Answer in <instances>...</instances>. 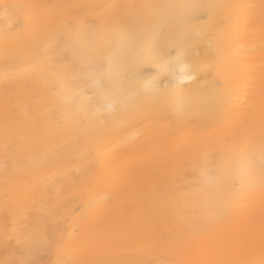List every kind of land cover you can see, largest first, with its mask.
I'll list each match as a JSON object with an SVG mask.
<instances>
[{
    "label": "bare ground",
    "instance_id": "6f19581e",
    "mask_svg": "<svg viewBox=\"0 0 264 264\" xmlns=\"http://www.w3.org/2000/svg\"><path fill=\"white\" fill-rule=\"evenodd\" d=\"M254 3L255 0H145L140 9L133 10L129 20L119 24L121 30L114 29L109 35L104 32L102 38L82 36L81 32L75 31L67 38L69 42L62 45V48L74 47V60L80 64L77 67L85 75L79 74L76 80L73 78L76 67L66 66L60 70L62 74L54 78L55 82H60L56 94H60L62 106L59 111L61 124L54 125L52 130H55L59 141L65 145L61 149L51 146L48 151H42L40 127L26 128L24 135H16V152H9L6 147L0 154L12 166L10 173L4 175L7 182H0L1 210L14 211L11 205L17 201L16 198L26 200L30 196L25 187L34 188L43 181L48 185L50 182L46 180L50 179V173L56 175L65 167L83 163L93 166L88 160L89 149H94L99 154L98 165L95 166L97 174L90 177L88 189L77 193L68 206L65 204L62 207L61 202H54L55 209L47 218L40 220V224H44L41 236H37V233L32 235L33 227L28 230L26 223L22 222H18L10 231H2L0 228V264H64L73 255L70 249L72 246L97 236V230L90 225L87 215L103 205L106 196L112 193L114 182L122 176L117 170H108L104 137L108 139L116 136L119 145L122 141H134L146 136L140 148L136 147L132 151L134 153L160 145L157 126H154V121L159 117H173L182 124L183 120L178 118L182 116L181 113L195 109L198 119L211 124L227 114L230 106L244 104L248 80L242 78L244 72H247V64L242 63L241 52L251 46L248 40L264 41V36L260 35L261 32L258 33L255 23H251L253 15L250 7ZM202 13L207 14L206 20H203ZM3 14L4 11H0V16ZM262 17L264 19V14ZM251 24L254 28L252 37L247 39L238 34L250 33ZM161 30L168 31L167 35H163ZM3 37L0 38V47H8L9 44ZM28 43L26 47H33L32 42ZM205 44L209 45L211 52L214 51L216 60L210 61L208 56L203 59L193 56L192 53ZM171 49L174 50L173 54L170 53ZM12 55L9 50L3 54L4 64L9 62ZM43 55L41 53L39 58ZM30 59L32 58H28ZM35 61L38 58L29 63ZM146 66L154 67V73L147 74L149 71L146 73ZM208 73L212 75L210 79L206 77ZM54 74L55 72L50 71L48 77ZM165 77L173 79L171 86H166ZM218 79L224 83L223 86L219 85ZM102 81L105 87L100 86L99 82ZM47 83L45 80H38L36 85L41 86V90H46ZM68 85H75L73 90L76 95H70ZM29 94L38 96L34 98L37 101L38 98L48 100L55 95L47 93V98H44L39 91ZM163 106L166 108L162 109ZM100 119H108L111 124L106 132L99 130ZM158 126L164 127V121H159ZM69 132L71 136L66 138ZM205 136L203 134L202 138ZM44 137V140L49 141L48 136ZM254 140L255 147L247 139L248 143L242 150L233 152L232 155L230 152L226 153L228 157L221 166L224 174L216 185L211 182L200 183L202 188L190 200L198 199L199 195L204 198L201 200L205 212L202 218L192 220L188 217L189 205L184 203L181 196L174 195L171 201H167L159 195L149 196V189L145 186L138 191L142 202L132 213L131 221H136L137 224L129 226L130 232L126 235L133 240L135 237L138 240L150 239L152 232L174 225L170 218L174 211L179 214L180 225L189 230L191 236L206 230L211 222L235 220L246 214V211L243 212L245 194L253 185L260 187L264 183V164L261 162L264 158V131ZM0 142H6V139L1 136ZM237 145L233 144L230 148ZM48 156L53 158V168L45 161ZM131 168L136 169L134 166ZM0 171H3L2 168ZM235 181L239 183L237 188L233 187ZM16 185L20 186V191ZM76 201H81L85 210L81 215L75 216L72 207ZM1 216L0 214V221ZM152 218H157L160 222L149 228ZM84 222L87 224L86 237L79 240L75 229ZM11 236H15V242L5 249V241ZM204 248L207 249L208 246ZM97 250L104 252L105 243H100ZM45 251H49L50 255L47 261L43 259ZM249 252L251 253H246ZM197 255L196 252L194 258ZM73 256L70 259L72 262L74 259L76 261ZM98 256L100 257L97 254L96 258ZM117 260L125 261L123 257ZM101 262L100 260L99 264ZM136 262L131 263L138 264Z\"/></svg>",
    "mask_w": 264,
    "mask_h": 264
},
{
    "label": "rangeland",
    "instance_id": "374dc122",
    "mask_svg": "<svg viewBox=\"0 0 264 264\" xmlns=\"http://www.w3.org/2000/svg\"><path fill=\"white\" fill-rule=\"evenodd\" d=\"M255 1L250 7L253 15L251 23H255L258 33L261 32L260 35L264 36V0ZM144 2L145 0H0V11H4L0 16V38L4 36L3 39L9 44L8 47L5 45L6 48L0 47V137L6 139V142H0V154L6 147L9 152H16V135H24L26 128L33 127L42 129L39 132L42 151H48L51 146L61 149L65 145L59 141L55 130H52L54 125L61 124L59 111L62 106L61 96L56 94L60 82H55L54 78L60 76V70L66 66L76 67V75H73L76 80L79 74L84 73L77 67L80 64L74 60V47L62 48V45L75 31L81 32L82 36L102 38L104 32L109 35L114 29L121 30L119 24L129 20L133 10L140 9ZM116 11L118 14H114ZM206 15L202 13L203 20L207 19ZM252 25L250 33L238 34L247 39L252 37ZM161 31L163 35L168 33L166 30ZM28 42H32L33 47H26ZM248 42L251 46L241 52L240 58L243 64H247V72H244L242 78L248 80L242 106H230L227 114L211 124L198 119L195 109L181 113L182 116L178 118L183 120L182 124L173 117H159L154 121V126H157L160 145L134 153L132 151L136 147L140 148L146 136L134 141H122L119 145L116 136L103 138L107 144L108 170H117L122 176L114 182L112 193L106 196L103 205L87 215L90 225L97 230V236L72 246L70 249L74 256H71L76 258V261L72 258L76 263L69 256L64 264H97L100 260V264H108V260L109 264H132L134 261L138 264H264V183L260 187L253 185L245 194L243 212L246 211V214L235 220L211 222L206 230L193 236L180 225L176 211L170 217L174 225L152 232L150 239L138 240L135 237L133 240L126 235L130 232L129 226L137 224L131 220L134 208L142 202L138 193L141 188L146 186L149 196L159 195L167 201H171L174 195L181 196L184 203L189 205L188 217L192 220L200 219L205 213L201 203L204 198L199 195L198 199L190 200L202 188L200 183L211 182L216 185L224 174L221 166L228 157L226 153L230 152L232 155L233 152H239L242 147H246L247 139L255 147L254 138L264 131V41L251 39ZM208 47V44L203 45L192 53L193 56L199 59L208 56L210 61L216 60L214 51L211 52ZM8 50L13 55L4 64L3 54ZM41 53L44 55L39 58ZM170 53L173 54L174 50L171 49ZM28 58H38V61L29 63L32 59ZM50 71L55 74L48 77ZM145 71L153 74L154 67L146 66ZM206 77L210 79L211 73L206 74ZM38 80L48 82L46 90H41V86L36 85ZM164 81L166 86L173 84L171 77H165ZM217 81L220 86L224 85L221 80ZM99 83L101 87H105L103 81ZM73 88L75 85H68L67 90L70 89V95L74 96L76 92ZM36 91L41 92L44 98H47V93L55 94L56 97L53 95L48 100L38 98L37 101L34 98L38 96L29 94ZM165 108L166 106L162 107ZM159 121H164V127L158 126ZM110 125L108 119H100L99 130L106 132ZM203 134L206 135L205 138H202ZM44 136H48L52 143L47 138L44 140ZM70 136L69 132L66 138ZM233 144L238 145L230 148ZM89 150L88 160L93 166L83 163L65 167L56 175L50 173V179L46 181L52 186L43 181L34 188L25 187L30 196L26 200L16 198L17 201L11 205L14 211H3L1 206V230L10 231L18 222H22L26 223L28 230L33 227L32 235L37 233V236H41L44 224H40V220L47 218L55 209L54 202H61L62 207L65 204L68 206L77 193L88 189L90 177L97 174L95 166L98 165L99 154L94 149ZM45 161L51 168L54 167L52 157H45ZM261 162L264 164V158ZM10 163L0 157L2 183L7 182L4 175L12 170ZM131 166L136 169L132 170ZM15 187L20 191L19 185ZM233 187H239L238 181L233 183ZM205 193L204 191L203 194ZM72 208L75 216L81 215L85 210L81 201H76ZM159 222L157 218H152L148 226L152 228ZM85 224L86 222L75 229L79 240L86 237ZM8 238L4 244L5 249L15 242V236ZM103 242L107 251L99 252L97 247ZM204 246L208 248L205 249ZM247 251L254 253H246ZM196 252L198 255L194 258ZM97 254L103 257L96 258ZM43 255L45 261L49 260V251H45ZM119 257H123L125 261L120 262L117 260Z\"/></svg>",
    "mask_w": 264,
    "mask_h": 264
}]
</instances>
